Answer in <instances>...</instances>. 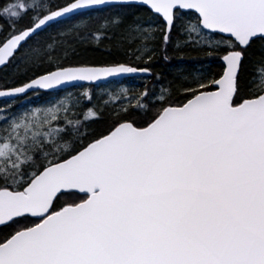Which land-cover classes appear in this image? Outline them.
I'll list each match as a JSON object with an SVG mask.
<instances>
[{"label":"snow or ice","instance_id":"snow-or-ice-1","mask_svg":"<svg viewBox=\"0 0 264 264\" xmlns=\"http://www.w3.org/2000/svg\"><path fill=\"white\" fill-rule=\"evenodd\" d=\"M0 21V264H264V0H4ZM136 75L104 127L87 90L16 110Z\"/></svg>","mask_w":264,"mask_h":264},{"label":"trees","instance_id":"trees-1","mask_svg":"<svg viewBox=\"0 0 264 264\" xmlns=\"http://www.w3.org/2000/svg\"><path fill=\"white\" fill-rule=\"evenodd\" d=\"M4 0H0V3H3ZM54 3H63L64 0H53ZM107 10H101L98 12H92L90 13V15H103L104 12ZM143 22H149V18L147 15L143 16ZM0 23H3V21H0ZM25 23H27V20H25ZM55 27H61V26H54L53 28V33H55ZM105 44H107V41H105ZM88 59H90L93 63L97 64V65H104L108 62H110L113 57L107 56L106 52H105V47L104 45H100L99 47L96 46H92L91 48H89V55L87 57ZM180 61L174 59L170 64L168 65H164L163 61L158 62V64L156 65V67L159 69L161 67H166L169 70V75L171 78V75L175 74V68L174 66L179 64ZM184 63L186 64H195V63H207V61H205L203 58H201L199 61L192 59V60H186ZM211 66L214 69H217L219 67V61H213ZM5 74L0 72V86H2L4 84L5 81ZM130 81H134L137 83V90H141L142 86L144 84L149 83L148 78H135V79H127V80H123L121 82H118L117 84H124ZM87 89H89L90 93L93 94V96L95 97V99L91 102V104H89L88 101L84 102V108L86 109L87 107H98L100 109H102V117H101V121L100 123L94 125V127H104L107 124L111 123V113H112V106L115 105L118 107V105L113 104L110 100L109 97L106 95H98L95 90L94 87L92 86H86ZM58 95L57 93H40L39 95H35V96H31L27 99H21L19 101V103L16 105V107L20 104V102L24 101V100H28V104H33L35 106L40 105L41 103H43L44 101H46L47 99L51 98L52 96ZM105 101H109V104L106 106L105 105ZM3 103H0V107H3Z\"/></svg>","mask_w":264,"mask_h":264},{"label":"rangeland","instance_id":"rangeland-1","mask_svg":"<svg viewBox=\"0 0 264 264\" xmlns=\"http://www.w3.org/2000/svg\"><path fill=\"white\" fill-rule=\"evenodd\" d=\"M149 22H146L145 24L147 25ZM135 89L137 90L138 86L137 83L134 81H130L124 84H117V83H110L107 85H102V86H98V87H94L95 92L98 95H106L109 97V93H118L120 91V89ZM85 90L89 91V89L86 88V86L83 87H76V88H72L69 90H65L63 93L59 94V95H55L52 96L51 98L47 99L46 101H44L43 103H41L40 105H33V104H28V100H24L22 102H20V104L16 107V110L18 112H23L26 110H31L32 108H36V107H48L50 106L52 103L56 102L58 99L64 98L66 97L69 93L72 94V96L74 97H79L81 96V93H83ZM90 92V91H89ZM110 100V97H109ZM87 100H82V103L86 102ZM113 104H116L119 106L118 101L115 100H110ZM126 103V101H124Z\"/></svg>","mask_w":264,"mask_h":264},{"label":"water","instance_id":"water-1","mask_svg":"<svg viewBox=\"0 0 264 264\" xmlns=\"http://www.w3.org/2000/svg\"><path fill=\"white\" fill-rule=\"evenodd\" d=\"M134 78H147V77H145V76H143V75H136V76H129V77H125V78H123V79H120V78H115V79H113V78H109V81L110 82H120V81H122V80H126V79H134ZM110 82H108V83H110ZM96 84H98L99 86H102V85H106V84H108V83H104V82H95ZM81 84L83 85V86H89V82H81ZM73 88H76V87H73ZM69 89H72V88H69ZM65 90H68V89H65ZM64 90V91H65ZM43 93V92H42ZM51 93H55V92H51ZM2 100H3V98H0V103L2 102Z\"/></svg>","mask_w":264,"mask_h":264}]
</instances>
